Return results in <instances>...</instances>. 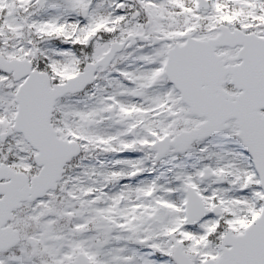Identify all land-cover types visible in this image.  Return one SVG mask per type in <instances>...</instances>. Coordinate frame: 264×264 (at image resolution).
I'll return each instance as SVG.
<instances>
[{
    "label": "snow or ice",
    "instance_id": "snow-or-ice-1",
    "mask_svg": "<svg viewBox=\"0 0 264 264\" xmlns=\"http://www.w3.org/2000/svg\"><path fill=\"white\" fill-rule=\"evenodd\" d=\"M0 264H264V0H0Z\"/></svg>",
    "mask_w": 264,
    "mask_h": 264
}]
</instances>
